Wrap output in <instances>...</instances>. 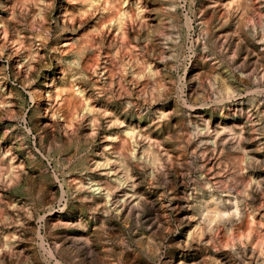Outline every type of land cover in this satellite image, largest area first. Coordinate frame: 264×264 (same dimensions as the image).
<instances>
[{"label":"rangeland","instance_id":"374dc122","mask_svg":"<svg viewBox=\"0 0 264 264\" xmlns=\"http://www.w3.org/2000/svg\"><path fill=\"white\" fill-rule=\"evenodd\" d=\"M261 31L264 0H0V264H264Z\"/></svg>","mask_w":264,"mask_h":264},{"label":"bare ground","instance_id":"6f19581e","mask_svg":"<svg viewBox=\"0 0 264 264\" xmlns=\"http://www.w3.org/2000/svg\"><path fill=\"white\" fill-rule=\"evenodd\" d=\"M232 1H233V0H232ZM248 1H249V0H248ZM242 5H243V4H242ZM137 10H138V9H137ZM205 10H206V9H205ZM256 12H257V11H256ZM208 15H209V14H208ZM240 15H241V13H240ZM215 16H216V18H217V17H218V18H221L222 16H223V17H227V16L229 17V16H231V13H230V10H229L228 8L218 7V11L215 13ZM238 16H239V15H238ZM241 16H242V15H241ZM63 18H64V17H63ZM211 20H212L211 18H208L207 21L210 23ZM221 21H223V20H221ZM233 22H235V19H233ZM139 23H140V22H139ZM204 25H205V24H204ZM242 25L244 26L243 23H242ZM253 27H254V26H253ZM251 28H252V27H251ZM206 30H207V29H206ZM217 30H218V29H217ZM217 30H216V31H217ZM235 31H236V30H235ZM262 32H264V31H261V34H263ZM208 34H209V33H208ZM212 34H214V33H212ZM224 34H225V33H224ZM210 35H211V34H210ZM218 35H219V34H218ZM256 35H257V34H256ZM213 36H214V35H213ZM214 37H215V36H214ZM217 37H218V36H217ZM260 37H261V36H260ZM260 37H259V38H260ZM249 38H250V37H249ZM259 38H258V39H259ZM263 38H264V37H263ZM235 41H236V40H235ZM99 44H100V43H99ZM194 51H195V50H194ZM201 52H202V51H201ZM253 53H254V52H253ZM112 61H113V60H112ZM259 62H260V61H259ZM198 63H199V62H198ZM194 65H195V64H194ZM195 67H196V66H194V69H195ZM202 67H203V66H202ZM197 68H198V67H197ZM207 71H208V70H207ZM196 72H197V71H196ZM193 74H194V72H193ZM243 74H244V73H242V75H243ZM262 75H263V74H262ZM217 77H218V75H217ZM247 77H250L249 74H248ZM251 78H252V77H251ZM198 79H199V78H198ZM227 79H228V78H227ZM261 79H262V78H261ZM218 80H219V79H218ZM191 81H192V80H191ZM239 82H240V81H239ZM259 82H260V81H259ZM260 84H261V83H260ZM197 85H198V84H197ZM210 85H211V84H210ZM224 86H225V85H224ZM224 86H223V87H224ZM194 87H195V86H194ZM260 88H261V87H260ZM223 90H224V89H223ZM234 91H235V90H234L233 88L228 87V93H233ZM236 91H237V90H236ZM238 92H239V91H238ZM34 94H35V93H34ZM39 94H40V93H39ZM39 94H38V95H39ZM39 97H40V96H39ZM39 99H40V98H39ZM40 101H41V100H40ZM67 103H68V102H67ZM176 110H177V109H176ZM173 112H174V111H173ZM173 112H172V113H173ZM229 113H230V112H229ZM99 114H100V113H99ZM248 114H249V113H248ZM172 115H173V114H172ZM163 116H164V115H163ZM156 120H157V119H156ZM206 124H207V123H206ZM164 127H165V125H164ZM204 127H205V125H204ZM207 127H208V125H207ZM224 127H225V126H224ZM224 129H225V128H224ZM157 130H158V129H157ZM207 130H208V128H207ZM214 130H215V129H214ZM214 130H213V131H214ZM158 131H159V130H158ZM240 131H241V130H240ZM231 132L233 133V131H231ZM224 133H225V132H224ZM227 133H228V132H227ZM229 133H230V132H229ZM235 133H238V132H235ZM241 134H242V133H241ZM216 135H217V134H216ZM233 135L235 136V134H233ZM138 136H139V135H138ZM238 136H239V134H238ZM235 137H236V136H235ZM240 137H241V136H240ZM240 137H239V138H240ZM242 137H243V136H242ZM212 138H213V137H212ZM239 138L237 137V139L240 141ZM201 140H202V139H201ZM212 142H213V141H212ZM220 142H221V141H220ZM217 143H218V139H215L214 142H213L212 144H213V146H214V144L216 145ZM225 143H226V142H225ZM222 144H223V142H222ZM222 147H224V146H222ZM226 147H227V146H226ZM226 147H225V148H226ZM230 147H231V146H230ZM235 147H238L237 149H240V150L243 149L242 142H240V143H239L237 146H235ZM253 149H254V148H253ZM250 150H251V149H250ZM250 150H249V151H250ZM137 151H138V150H137ZM243 152H244V151H243ZM245 152H246V151H245ZM247 152H248V151H247ZM239 153H240V152H239ZM246 155H247V154H246ZM246 157H247V156H246ZM221 158H222V157H221ZM235 158H236V157H235ZM243 158H244V156H243ZM151 160H152V159H151ZM247 160H248V159H247ZM249 160H250V159H249ZM132 161H133V160H132ZM242 161H243V159H242ZM242 161H241V163H242ZM253 161H254V160H253ZM120 162H121V161H120ZM250 162H251V161H250ZM151 163H152V162H151ZM244 163H245V162H244ZM131 164H132V162H131ZM253 164H254V162H253ZM150 165H151V164H150ZM243 165H244V164H243ZM125 166H126V165H125ZM129 169H130V167H129ZM139 170H140V169H139ZM174 170H175V169H174ZM246 170H247V169H246ZM248 170H249V169H248ZM15 171H16V170H15ZM130 171H131V170H130ZM135 171H136V170H135ZM137 171H138V170H137ZM155 171H156V170H155ZM140 172H141V171H140ZM126 174H127V173H126ZM163 177H165V175H164ZM127 178H129V177H127ZM132 178H133V177H132ZM250 179H251V178H250ZM250 181H251V180H250ZM263 181H264V180H263ZM168 183H169V182H168ZM209 183H210V182H209ZM258 183H259V182H258ZM258 183H256V184H258ZM81 184H82V183H81ZM186 184H187V183H186ZM259 184H260V183H259ZM259 184H258V185H259ZM245 186H246V185H245ZM245 186H244V187H245ZM247 186H248V185H247ZM109 187H110V186H109ZM112 187H113V186H112ZM207 187H208V185H207ZM258 187H259V186H258ZM79 188H80V187H79ZM216 188H217V187H216ZM247 188H248V187H247ZM250 188H251V186H250ZM238 189H239V188H238ZM112 190H113V189H112ZM235 190H236V189H235ZM259 190H260V189H258V191H259ZM237 191H238V190H237ZM28 192H29V191H28ZM206 192H207V191H206ZM206 192H204V193H206ZM226 192H227V191H226ZM242 192L244 193L245 191L243 190ZM193 193H194V192H193ZM230 193H231V191H230ZM245 193H246V192H245ZM245 193H244V194H245ZM247 193H248V191H247ZM134 194H135V193H134ZM139 194H140V193H139ZM209 194H211V193H209ZM221 194H222V193H221ZM241 194H242V193H241ZM241 194H240V195H241ZM196 195H197V194H196ZM200 195H201V194H200ZM229 195H230V194H229ZM202 196H203V195H202ZM212 196H213V195H212ZM214 196H215V195H214ZM249 196H250V195H249ZM141 197H142V196H141ZM143 197H144V196H143ZM198 197H200L199 194H198ZM228 197H229V196H228ZM237 197H238V196H237ZM250 197H251V196H250ZM150 198H151V197H150ZM205 198H206V197H205ZM226 198H227V196H226ZM78 199H79V198H78ZM141 199H142V198H141ZM184 199H186V198H184ZM210 199H211V198H210ZM212 199H213V198H212ZM238 199H239V198H238ZM112 200H113V199H112ZM127 200H128V199H127ZM142 200H143V199H142ZM234 200H235V199H234ZM253 200H254V199H253ZM253 200H252V201H253ZM145 201H146V200H145ZM196 201H197V200H196ZM198 201H200V200H198ZM211 201H212V200H211ZM211 201H208V202L211 203ZM142 202H143V201H142ZM146 202H148V201H146ZM232 202H234V201H232ZM136 203H137V202H136ZM191 203H192V202H191ZM194 203H195V202H194ZM226 203H227V201H226ZM230 203H231V201H230ZM123 204H124V203H123ZM131 204H132V203H131ZM133 204H135V203L133 202ZM133 204H132V205H133ZM147 204H148V203H147ZM147 204H146V205H147ZM215 204H216V203H214V205H215ZM248 204H249V203H248ZM144 205H145V204H144ZM189 205H190V204H189ZM189 205H188V206H189ZM192 205H194V204H192ZM207 205H208V204H207ZM232 205L234 206V203H233ZM237 206H238V205H237ZM245 206H246V205H245ZM249 206H250V204H249ZM127 207H128V206H127ZM208 207H209V206H208ZM216 207H217V205H216ZM216 207H215V208H216ZM235 207H236V206H235ZM239 207H240V206H239ZM255 207H256V205H255ZM152 208H154V207H152ZM188 208H189V207H188ZM203 208H204V207H203ZM205 208H206V207H205ZM212 208H214V206H212ZM212 208H211V209H212ZM237 208H238V207H237ZM249 208H250V207H249ZM120 209H121V208H120ZM128 209H129V208H128ZM131 209H132V208H131ZM231 209H232V208H231ZM233 209H234V208H233ZM245 209H246V207H245ZM11 210H12V209H11ZM122 210H123V209H122ZM124 210H125V209H124ZM150 210H152V209H150ZM206 210H207V208H206ZM206 210H205L206 216L211 217V216H212L211 213H212L213 211L210 212V213H207ZM229 210H230V208H229ZM234 210H235L236 212L238 211V209H234ZM248 210H249V209H248ZM248 210H247V211H248ZM118 211H119V210H118ZM208 211H209V210H208ZM216 211H217V208H216ZM216 211L213 213L212 218H213V217H215V218H219V217L223 218V217H222L223 215H222V216H219V212H216ZM218 211H219V209H218ZM220 211H221V210H220ZM224 211H226V210H224ZM224 211H223V213H224ZM250 211H251V210H250ZM254 211H255V210H254ZM226 212H227V211H226ZM203 213H204V210H203ZM227 213H228V212H227ZM230 213H231V212H230ZM221 214H222V212L220 213V215H221ZM233 214H234V212H233ZM233 214H232V215H233ZM236 214H238V213H236ZM241 214H242V212H241ZM241 214H240V215H241ZM203 215H204V214H203ZM203 215H202V217H204ZM225 215H226V214L224 213V217H226ZM228 215H229V213H228ZM234 215H235V214H234ZM258 215H259V214H258ZM229 216H230V215H229ZM248 216H249V214H248ZM253 216H254V215H253ZM111 217H112V216H111ZM231 217H232V216H231ZM237 217H238V215H237ZM251 217H252V216H251ZM251 217H248V218H251ZM257 217H258V216H257ZM262 217H263V216H262ZM135 218H136V217H135ZM239 218H240V216H239ZM263 219H264V218H263ZM199 220L202 221L203 218H202V219L200 218ZM212 220H213V219H212ZM217 220H219V219H217ZM217 220H216V221H217ZM231 220H232V218H231ZM233 220H234V219H233ZM250 220H251V219H250ZM201 221H200V222H201ZM205 221H206V220H205ZM208 221H209V220H208ZM212 222H213V221H212ZM219 222H221V221H219ZM233 222H234V221H233ZM245 222H246V220H245ZM248 222H249V220H248ZM198 223H199V221H198ZM217 223H218V221H217ZM229 223H230V222H229ZM231 223H232V222H231ZM246 223H247V222H246ZM215 224H216V223H215ZM247 224H248V223H247ZM196 225H197V223H196ZM206 225H207V224H206ZM216 225H218V224H216ZM197 226H199V225H197ZM209 226H210V225H209ZM232 226H233V225H232ZM206 227H207V226H206ZM206 227H205V228H206ZM207 228H208V227H207ZM208 229H209V228H208ZM198 230H199V229H198ZM207 231H208V230H207ZM225 231H226V229H225ZM200 232H201V231H200ZM222 232H223V231H222ZM216 233H217V232H216ZM216 233H215V234H216ZM207 234H208V233H207ZM215 234H214V235H215ZM220 234H221V233H220ZM217 235H218V234H217ZM218 236H219V235H218ZM209 237H210V236H209ZM209 237H208V238H209ZM211 237H212V236H211ZM211 237H210V238H211ZM234 239H235V238H234ZM214 240H215V239H214ZM239 261H240V260H239Z\"/></svg>","mask_w":264,"mask_h":264}]
</instances>
